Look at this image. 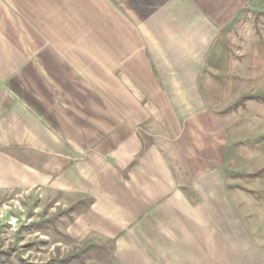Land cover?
Returning <instances> with one entry per match:
<instances>
[{
	"label": "crops",
	"instance_id": "obj_1",
	"mask_svg": "<svg viewBox=\"0 0 264 264\" xmlns=\"http://www.w3.org/2000/svg\"><path fill=\"white\" fill-rule=\"evenodd\" d=\"M255 4L0 0V189L71 198L73 237L116 264H235L224 121L200 86Z\"/></svg>",
	"mask_w": 264,
	"mask_h": 264
},
{
	"label": "rangeland",
	"instance_id": "obj_2",
	"mask_svg": "<svg viewBox=\"0 0 264 264\" xmlns=\"http://www.w3.org/2000/svg\"><path fill=\"white\" fill-rule=\"evenodd\" d=\"M255 1L235 23V36L223 38L221 61L200 86L224 121L235 264H264V0ZM77 211L52 191L0 189V264H116V245L73 237Z\"/></svg>",
	"mask_w": 264,
	"mask_h": 264
}]
</instances>
